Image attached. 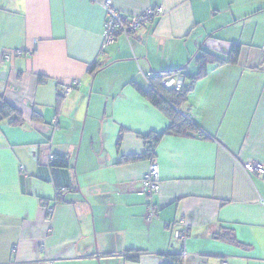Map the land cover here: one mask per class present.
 Masks as SVG:
<instances>
[{
    "label": "crops",
    "instance_id": "0c3cea01",
    "mask_svg": "<svg viewBox=\"0 0 264 264\" xmlns=\"http://www.w3.org/2000/svg\"><path fill=\"white\" fill-rule=\"evenodd\" d=\"M106 1L163 13L105 46ZM232 42L237 62L210 66L182 107L209 139L164 136L134 159L169 124L136 89L146 75H195L199 48L224 58ZM263 45L264 0H0V95L21 116L0 122V264H264V175L244 168L264 167Z\"/></svg>",
    "mask_w": 264,
    "mask_h": 264
},
{
    "label": "trees",
    "instance_id": "16d2710c",
    "mask_svg": "<svg viewBox=\"0 0 264 264\" xmlns=\"http://www.w3.org/2000/svg\"><path fill=\"white\" fill-rule=\"evenodd\" d=\"M241 44L237 42H232L229 44V52L227 57H218L213 53L199 48L198 52L193 57L194 63L197 66V72L195 75H188L185 72V68L181 67L179 69H175L172 71H164L161 73H154L151 76V79L147 82L148 88L142 89L140 87H136V89L146 97L154 106L161 109L168 117L169 124L167 128L161 133H151L148 136L142 137L143 141L147 145V149L143 155L139 158H152L154 153V148L158 144V142L164 137L168 135L174 136H190L191 134L197 135L199 138L209 139L208 136L200 129L198 124L189 116V114L183 110V104L186 103L187 97L191 92L194 83L205 77L208 73V69L210 66L212 67H222L227 64H233L237 62L240 53H241ZM99 67L95 63L90 69L89 73H93ZM181 75L184 80L183 87L180 91H175L174 89H165L161 86L160 80L164 77ZM11 119V124L20 125L21 124V116L13 108L9 105L3 97L0 95V122L5 119ZM36 119V114L33 116ZM50 165L52 167H60L65 168L67 166V162L64 157L59 155L53 156L50 161ZM229 241H234V239H228ZM179 261L178 256H169L166 258L163 264H174Z\"/></svg>",
    "mask_w": 264,
    "mask_h": 264
},
{
    "label": "built area",
    "instance_id": "2783aa9c",
    "mask_svg": "<svg viewBox=\"0 0 264 264\" xmlns=\"http://www.w3.org/2000/svg\"><path fill=\"white\" fill-rule=\"evenodd\" d=\"M104 9L107 14V20L104 25L103 41L104 45L108 46L114 42V39L118 35H124L129 37L131 34L137 32L143 27H146L148 23L152 22L157 15L163 13L162 8L147 9L144 13L137 16H127L118 13L110 7V1H106L104 4ZM264 48V45H263ZM30 54V53H28ZM11 55L21 56L23 52L20 50L14 51L13 53H6L4 55L5 60H9ZM152 74L146 75V80L151 79ZM160 84L163 88L169 90L174 89L175 91H180L183 87L184 80L181 75L164 77L160 80ZM78 85V81H73L69 86L64 88V96L67 97L72 90ZM245 171L248 173L264 175V167L259 163H247L244 165ZM142 186L145 193L148 196L156 195L160 189V177L159 169L155 162L150 163L147 172L145 173ZM153 211L147 216V221H150L153 218ZM187 225L184 224V231H175L174 238L177 241H182L185 238L187 233ZM177 264V263H175ZM226 264V263H222Z\"/></svg>",
    "mask_w": 264,
    "mask_h": 264
},
{
    "label": "bare ground",
    "instance_id": "6f19581e",
    "mask_svg": "<svg viewBox=\"0 0 264 264\" xmlns=\"http://www.w3.org/2000/svg\"><path fill=\"white\" fill-rule=\"evenodd\" d=\"M175 264V263H174ZM177 264H179V263H177Z\"/></svg>",
    "mask_w": 264,
    "mask_h": 264
}]
</instances>
